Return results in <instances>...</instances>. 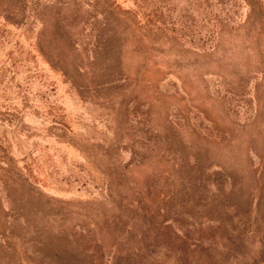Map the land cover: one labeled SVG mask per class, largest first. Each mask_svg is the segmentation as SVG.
I'll use <instances>...</instances> for the list:
<instances>
[{
    "label": "rangeland",
    "instance_id": "obj_1",
    "mask_svg": "<svg viewBox=\"0 0 264 264\" xmlns=\"http://www.w3.org/2000/svg\"><path fill=\"white\" fill-rule=\"evenodd\" d=\"M0 221V264H264V0H0Z\"/></svg>",
    "mask_w": 264,
    "mask_h": 264
},
{
    "label": "trees",
    "instance_id": "obj_2",
    "mask_svg": "<svg viewBox=\"0 0 264 264\" xmlns=\"http://www.w3.org/2000/svg\"><path fill=\"white\" fill-rule=\"evenodd\" d=\"M103 46H104V43H101V47H103ZM58 65L60 66V64H58V63L55 64V66H57V67H58ZM3 227H5V225L0 221V230H2ZM3 235H4L3 233H0V237H2ZM51 254H53V255H51L50 257L47 255L50 258V259H47L48 261H50L48 263L42 261L45 258V256L42 257L43 259L41 258L42 260H40V261H36V260H34L32 258H28V259H25V260H27L26 262H29V264H52L56 259H58V257H61L60 254H58V252H52ZM52 259H53V261H52ZM30 260H31V263H30Z\"/></svg>",
    "mask_w": 264,
    "mask_h": 264
}]
</instances>
